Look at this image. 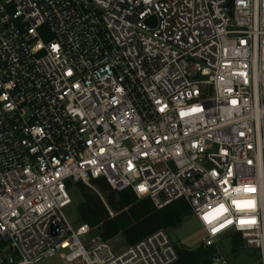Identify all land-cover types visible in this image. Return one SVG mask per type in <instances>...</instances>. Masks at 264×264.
<instances>
[{"label": "built area", "instance_id": "obj_1", "mask_svg": "<svg viewBox=\"0 0 264 264\" xmlns=\"http://www.w3.org/2000/svg\"><path fill=\"white\" fill-rule=\"evenodd\" d=\"M99 176L156 208L183 200L208 264H228L232 234L264 264V0H0V264L189 251L164 228L116 250L72 225L68 191L99 195Z\"/></svg>", "mask_w": 264, "mask_h": 264}, {"label": "trees", "instance_id": "obj_2", "mask_svg": "<svg viewBox=\"0 0 264 264\" xmlns=\"http://www.w3.org/2000/svg\"><path fill=\"white\" fill-rule=\"evenodd\" d=\"M99 195L80 182L74 187L81 195L77 205L79 223L94 228L106 241L119 237L124 247L132 245L153 231L176 227L190 215L183 200H176L162 208H156L146 197H137L130 189H112L101 176L91 179ZM70 187L71 183H67ZM106 206L112 212L108 214ZM232 249L237 251L243 241L238 234H232ZM181 252V251H180ZM213 249L198 246L180 255L174 264H208Z\"/></svg>", "mask_w": 264, "mask_h": 264}, {"label": "rangeland", "instance_id": "obj_3", "mask_svg": "<svg viewBox=\"0 0 264 264\" xmlns=\"http://www.w3.org/2000/svg\"><path fill=\"white\" fill-rule=\"evenodd\" d=\"M70 197V203L63 208V214L65 218L74 226L79 224L77 205L81 201V195L79 191L73 187L68 191ZM170 239L176 245L182 244L188 250L197 248L200 244L202 237L204 236L203 230L195 217L189 215L185 217L176 227H170L167 229ZM110 245L116 250L122 249L124 243L119 237L111 239ZM219 252L226 259L228 264H260V255L257 250L245 248L244 244L239 250L232 249V238L223 237L217 241ZM60 252L54 253L52 256L43 258L37 264H62Z\"/></svg>", "mask_w": 264, "mask_h": 264}, {"label": "snow or ice", "instance_id": "obj_4", "mask_svg": "<svg viewBox=\"0 0 264 264\" xmlns=\"http://www.w3.org/2000/svg\"><path fill=\"white\" fill-rule=\"evenodd\" d=\"M233 103H235V101H233ZM195 111V109H194ZM141 190H144L143 188H141ZM234 204L236 205L237 208H240L242 205L243 206H246V207H252L253 206V202L252 201H245V202H239V201H234ZM227 209L224 208L223 205H220L218 209H216V214L215 215H208V216H205L204 219L206 221H208L209 223H211V220L212 219H215L216 218V215H219L221 214L222 212H226ZM250 221H241V223H249ZM228 223H231V221H228ZM224 227V224H221L220 225V228H223ZM219 229L218 228H213L212 231L215 233L216 231H218Z\"/></svg>", "mask_w": 264, "mask_h": 264}, {"label": "water", "instance_id": "obj_5", "mask_svg": "<svg viewBox=\"0 0 264 264\" xmlns=\"http://www.w3.org/2000/svg\"><path fill=\"white\" fill-rule=\"evenodd\" d=\"M226 11H227L228 13H230V8L227 7V8H226ZM186 252H187V250H183V251L180 252V255H183V254H185Z\"/></svg>", "mask_w": 264, "mask_h": 264}]
</instances>
